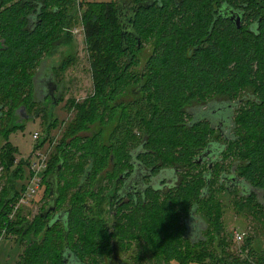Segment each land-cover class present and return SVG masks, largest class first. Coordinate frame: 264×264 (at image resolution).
Listing matches in <instances>:
<instances>
[{
	"label": "trees",
	"instance_id": "16d2710c",
	"mask_svg": "<svg viewBox=\"0 0 264 264\" xmlns=\"http://www.w3.org/2000/svg\"><path fill=\"white\" fill-rule=\"evenodd\" d=\"M124 1L130 25L115 0H81V13L76 0H0V240L17 235L26 242L18 264H68L67 257L116 264L119 252L132 264H220L227 243L218 192L234 196L235 210L264 215V0ZM229 6L249 11L248 23L239 28L215 14ZM80 24L94 93L71 100L75 116L43 177L68 219L51 225L43 207L32 216L22 206L34 194L32 178L22 189L18 180L34 156L18 159L9 134L22 127L15 121L21 106L31 117L43 112L47 131L57 121L48 106L33 111L41 104L34 77L48 54L74 40L66 29ZM254 24L258 30L249 31ZM189 109L220 118L189 117ZM213 148L218 155L200 163ZM136 162L155 175L167 168L159 180L177 182L114 213L105 182ZM55 176L52 194L48 179Z\"/></svg>",
	"mask_w": 264,
	"mask_h": 264
},
{
	"label": "rangeland",
	"instance_id": "374dc122",
	"mask_svg": "<svg viewBox=\"0 0 264 264\" xmlns=\"http://www.w3.org/2000/svg\"><path fill=\"white\" fill-rule=\"evenodd\" d=\"M86 1V0H85ZM97 1H110V0H97ZM117 4H121L123 0H115ZM81 0H76V7L79 12L83 9ZM90 6V5H88ZM86 8V7H85ZM80 22V20H79ZM76 23V24H79ZM79 28L82 24L78 25ZM111 28V27H110ZM74 40H68L69 44L62 45L53 54H48L43 60V64L39 67L36 74L39 73L38 78H35L36 83V97L35 99L40 102L38 107L33 111H38L48 106L52 110L53 118H56V122L52 128L47 131V124L44 123V119L41 116H34L27 119L24 125L20 128L13 129L10 134V141L18 149V159L31 157L35 151L40 152L43 157L48 156V163L51 162V156L58 152L57 145L64 139L65 129L68 124L73 120L75 112L71 107V100H75L74 103H82L84 100L89 99L94 93V84L92 78V71L90 67V58L87 43L85 42V34L83 31L80 34H72ZM147 45V44H146ZM152 48L146 47L141 51V57L150 53ZM66 60V61H65ZM62 63L66 64V67L62 69ZM60 67V68H59ZM138 69V68H137ZM140 70V69H138ZM53 71V72H52ZM41 73V74H40ZM49 73H53L57 89L55 95L58 96V104L55 107H51L49 97L45 95L48 93V88L42 85L41 78H45ZM42 111V110H41ZM8 109L5 108V114ZM188 116L192 117V114L188 112ZM7 117L5 116L4 119ZM15 117V121H16ZM4 121H1V124ZM2 128V125L1 127ZM49 132V133H48ZM39 133V140L34 139V134ZM47 138L45 142L43 139ZM5 142L0 135V146ZM42 143L41 146L36 147L37 143ZM58 155V153H57ZM221 157L220 155L218 158ZM33 163L39 162V159H33ZM79 157L76 156V161ZM208 160V159H207ZM58 164L60 162H57ZM48 174H53L49 171ZM45 177V173L43 175ZM32 178V170L30 165L26 164L22 167V176L18 180L19 188L22 189L24 185H29V181ZM93 185V184H92ZM48 187L44 182H41L39 189L30 196L26 192V198L28 203L22 206L30 209V215L34 216L40 211L42 206H45L50 201V197L47 195ZM241 190V187H237L236 192ZM218 192V190L214 189ZM67 194V193H66ZM219 198L224 205L223 223L226 228L224 237H226V250L220 251L223 256V261L220 264H233V260L240 259V261H246L250 259V263L264 264V215H251L244 214L239 209L235 210L234 196L227 190L218 192ZM89 205L94 203L90 202ZM68 202L65 203L66 207ZM112 220V219H111ZM195 223L199 224V220H195ZM234 231L244 233V238L238 241L234 235ZM26 248V242H21V239L16 236L10 235L8 238L0 240V264H18L21 258V254ZM250 252V253H249ZM24 255V254H23ZM125 263L132 264L127 258L126 254L119 252L118 254ZM116 264H119L115 261ZM203 264H214V262L207 261Z\"/></svg>",
	"mask_w": 264,
	"mask_h": 264
},
{
	"label": "flooded vegetation",
	"instance_id": "af4514ba",
	"mask_svg": "<svg viewBox=\"0 0 264 264\" xmlns=\"http://www.w3.org/2000/svg\"><path fill=\"white\" fill-rule=\"evenodd\" d=\"M120 5L123 6L122 7L123 8L122 17H126L124 18L126 19L125 24L129 25L128 21H130V17H132L130 14L131 6L125 3L124 0ZM132 6L134 7L136 6V4L135 5L133 4ZM228 8H229V11L227 13L228 14L227 18H229V20L232 21L237 27L240 28L243 25L248 23L247 16H249L250 14H249V11L246 12L244 7L234 8L232 6H229ZM223 9L218 8L215 14L217 16H220V15L222 16L224 14L225 16H227V14L223 12ZM237 17H240V23H239L240 25L236 23ZM248 30L257 31L258 30L257 24L249 26ZM132 165H133V169H130V170L127 169L121 172L119 174V177L115 180L113 184L105 182V185L109 187L107 208L112 209V210L115 209L114 213H117V209L119 207L123 205L132 204L139 196L144 195L145 192L148 191L149 189H152L153 191H156V190L164 191L166 189L170 190L173 188L174 183L177 182V180L171 181V179L168 180L166 178H162L159 180V176L161 175V173L166 174L169 172L167 168L162 169L158 175H155L153 168H150L144 165L143 163L136 162ZM232 180L234 182L237 181L236 177H232ZM48 181L50 182V179H48ZM49 185H50L49 188L51 189V193L52 191L54 193L55 189L53 188V184H49ZM232 187L235 188V183L232 184ZM113 189H114V193H111ZM51 204L55 206V210H53L47 216H45L47 219H49V221L53 220L56 216L64 212V210H61V211L58 210L57 205H55L54 203V200L50 197V201L48 202V204L45 206H42L43 212L40 210L41 214L44 215V212L50 207ZM87 207L89 206L87 205ZM40 211H38L37 213H39ZM195 220H198V219H195ZM56 224L63 225L61 222H58ZM195 224H198V223H195ZM118 257H119L118 255L115 257L117 262L119 261V259H121L120 257L119 258ZM66 263L78 264V262H72L69 257H67ZM118 263L120 264V262Z\"/></svg>",
	"mask_w": 264,
	"mask_h": 264
},
{
	"label": "water",
	"instance_id": "95a60500",
	"mask_svg": "<svg viewBox=\"0 0 264 264\" xmlns=\"http://www.w3.org/2000/svg\"><path fill=\"white\" fill-rule=\"evenodd\" d=\"M153 1V0H152ZM154 2V1H153ZM123 6L121 5L120 8H122ZM229 11V8L228 7H225L223 9V12L224 13H228ZM123 11L120 10V14H122ZM228 17V14L227 16ZM236 23L238 25H240V17H237V20H236ZM128 24L130 25V21H128ZM44 62V61H43ZM43 62L41 63V65L43 64ZM53 72V71H52ZM41 74V73H40ZM38 74L35 75L34 77V82H35V78L37 77L38 78ZM42 80V85L45 86L48 88V93L45 95L46 97H49L50 99H52L53 101V106L57 105L59 102V98L57 95H55V90L57 89V84L55 82V78L53 76V73H49L48 76H46L44 79L41 78ZM35 94H36V83H35ZM190 114L192 115H195V118H211L213 117V119L211 121H213L215 123V120H218L220 118V115L217 113L216 116L213 115V114H202L201 111L199 109H189ZM30 115L28 114L27 112V109L25 106H21L19 107V109L15 112V117L17 118V124L19 126H23L24 125V122L29 119ZM24 121V122H23ZM217 151H214V148L213 149H208L207 151L203 152V154L200 156L199 158V162L202 163V161L204 159H208L207 157H211L213 158L214 156L218 155L216 153ZM63 165V162L59 165V168H61ZM50 183L53 184V188L55 189V192H56V176L55 177H52L50 179ZM55 192L53 193L52 191V194H55ZM53 210H55V206L53 204L50 205V207L44 212V216H47L50 212H52ZM67 221L68 219L66 218V214L65 212H62L60 215L56 216L52 221H51V225H54L58 222H62L64 225L67 224ZM194 221H192L193 223ZM201 232V231H200ZM120 264H127L125 263L123 260L119 259Z\"/></svg>",
	"mask_w": 264,
	"mask_h": 264
},
{
	"label": "built area",
	"instance_id": "2783aa9c",
	"mask_svg": "<svg viewBox=\"0 0 264 264\" xmlns=\"http://www.w3.org/2000/svg\"><path fill=\"white\" fill-rule=\"evenodd\" d=\"M66 31L71 32L72 34H80L81 31H83V26L81 28H79L78 26H74L71 28L66 29ZM40 138L39 133H35L34 134V139L38 140ZM34 158L33 159H39V162H35L33 163L34 160H32V163L30 165L32 173H33V177L31 179L30 182V191L31 194L35 193L36 190L40 187L41 182H43V175L45 173V171L48 168V160L49 158H47L48 156L43 157L41 155L40 152L35 151V153L33 154ZM26 197H24L21 202L25 203L26 202ZM18 207V206H17ZM234 235L236 236L238 241H241L244 238V233L242 232H236L234 231Z\"/></svg>",
	"mask_w": 264,
	"mask_h": 264
},
{
	"label": "bare ground",
	"instance_id": "6f19581e",
	"mask_svg": "<svg viewBox=\"0 0 264 264\" xmlns=\"http://www.w3.org/2000/svg\"><path fill=\"white\" fill-rule=\"evenodd\" d=\"M41 185V184H40Z\"/></svg>",
	"mask_w": 264,
	"mask_h": 264
}]
</instances>
